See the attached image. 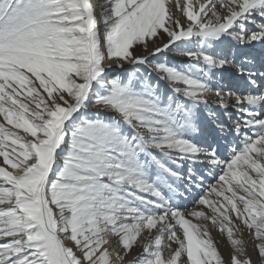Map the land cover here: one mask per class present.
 <instances>
[{"label": "snow or ice", "instance_id": "snow-or-ice-1", "mask_svg": "<svg viewBox=\"0 0 264 264\" xmlns=\"http://www.w3.org/2000/svg\"><path fill=\"white\" fill-rule=\"evenodd\" d=\"M99 9L0 0V264H264V0Z\"/></svg>", "mask_w": 264, "mask_h": 264}, {"label": "bare ground", "instance_id": "bare-ground-1", "mask_svg": "<svg viewBox=\"0 0 264 264\" xmlns=\"http://www.w3.org/2000/svg\"><path fill=\"white\" fill-rule=\"evenodd\" d=\"M91 2L94 4V6H97V11H99L100 10L99 4L102 2V0H91ZM216 171L219 172V169H217ZM205 183L206 184L207 183H215V180H213L209 176L207 178V180L205 181ZM194 191L199 192V189H195ZM212 198H215V197L213 196ZM185 204H187L188 207H191V197L190 196H186ZM211 235H212L213 239L218 242L219 251L224 255L225 259H227L228 254L230 252V245L227 242L226 235H222L217 230H212Z\"/></svg>", "mask_w": 264, "mask_h": 264}, {"label": "rangeland", "instance_id": "rangeland-1", "mask_svg": "<svg viewBox=\"0 0 264 264\" xmlns=\"http://www.w3.org/2000/svg\"><path fill=\"white\" fill-rule=\"evenodd\" d=\"M169 58H171V54H169ZM0 161H2V158H0ZM139 251H140V249H136L135 252H134V255H135L136 252H139Z\"/></svg>", "mask_w": 264, "mask_h": 264}]
</instances>
